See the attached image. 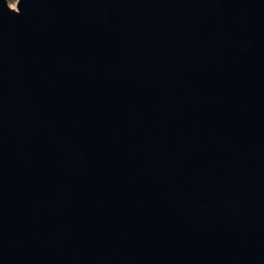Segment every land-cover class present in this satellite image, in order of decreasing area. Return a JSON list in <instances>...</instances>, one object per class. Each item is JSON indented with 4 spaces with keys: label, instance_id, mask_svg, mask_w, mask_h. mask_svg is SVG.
I'll use <instances>...</instances> for the list:
<instances>
[{
    "label": "water",
    "instance_id": "1",
    "mask_svg": "<svg viewBox=\"0 0 264 264\" xmlns=\"http://www.w3.org/2000/svg\"><path fill=\"white\" fill-rule=\"evenodd\" d=\"M0 264H264V0H0Z\"/></svg>",
    "mask_w": 264,
    "mask_h": 264
},
{
    "label": "rangeland",
    "instance_id": "2",
    "mask_svg": "<svg viewBox=\"0 0 264 264\" xmlns=\"http://www.w3.org/2000/svg\"><path fill=\"white\" fill-rule=\"evenodd\" d=\"M7 1V6L10 8V9H15V0H6Z\"/></svg>",
    "mask_w": 264,
    "mask_h": 264
}]
</instances>
